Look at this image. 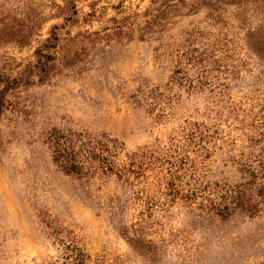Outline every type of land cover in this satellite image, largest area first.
<instances>
[{"label":"rangeland","instance_id":"rangeland-1","mask_svg":"<svg viewBox=\"0 0 264 264\" xmlns=\"http://www.w3.org/2000/svg\"><path fill=\"white\" fill-rule=\"evenodd\" d=\"M165 3L147 29L155 0H0L37 22L0 45L10 79L52 31L56 57L84 48L0 82V264L75 247L86 264H264V0ZM53 129L115 139L113 169L64 172Z\"/></svg>","mask_w":264,"mask_h":264},{"label":"trees","instance_id":"trees-1","mask_svg":"<svg viewBox=\"0 0 264 264\" xmlns=\"http://www.w3.org/2000/svg\"><path fill=\"white\" fill-rule=\"evenodd\" d=\"M160 4V9H154L155 14H151L152 18L148 21L147 29L150 28L151 23L157 19H163V16L167 11L166 0H155ZM28 20V22H26ZM20 21V22H19ZM127 19L121 22H126ZM36 20L34 18L29 19V16H25L24 20L18 19L15 14L9 13L7 10L1 8L0 10V45L16 43L18 46H24L32 37V31L36 26ZM120 28V27H119ZM58 40V36L53 31L50 36L47 37L44 42L36 48L34 51L36 59L35 63H28L25 70H23L19 77L12 78L8 75L0 72V82L7 83L6 87L17 84L20 81H24L28 76L31 77L34 73H38L40 79L45 78L51 74V71L58 67V62L62 66H67L73 57L77 56L78 50L84 48H78L80 42L69 43L65 52H58L60 57H56L51 49L57 48L55 41ZM1 94V92H0ZM0 100V115L2 113V104ZM45 142L48 144L53 163L68 174H76L82 176V174L95 173V172H108L114 167L113 150L118 146V142L115 139L109 138L106 135L95 136L85 131H68L60 132L55 129L47 131ZM73 261L72 264H86V255L74 248L72 250Z\"/></svg>","mask_w":264,"mask_h":264}]
</instances>
